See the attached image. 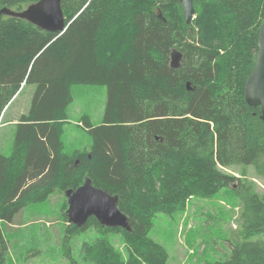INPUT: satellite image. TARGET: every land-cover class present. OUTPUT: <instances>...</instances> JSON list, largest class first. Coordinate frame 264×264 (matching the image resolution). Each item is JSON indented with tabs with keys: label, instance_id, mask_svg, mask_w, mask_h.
I'll return each instance as SVG.
<instances>
[{
	"label": "trees",
	"instance_id": "trees-1",
	"mask_svg": "<svg viewBox=\"0 0 264 264\" xmlns=\"http://www.w3.org/2000/svg\"><path fill=\"white\" fill-rule=\"evenodd\" d=\"M38 1L0 0V8L24 10ZM61 3L68 25L62 35L0 16V118L24 87L35 86L12 155L0 154V220L11 223L24 207L44 203L55 190H76L88 177L118 197L132 232L103 228L94 218L81 228L65 226L68 264H78L71 240L87 230L107 236L81 245L86 263L167 264L165 249L148 237L158 215L232 188L239 179L221 169L252 167L264 181V122L244 98L264 0H193L189 26L179 0ZM173 49L183 55L177 70L169 68ZM88 84L107 89L103 123L94 128L84 116L79 124L91 151L69 156L62 135L71 87ZM241 195L239 234L222 264H264V239L248 240L264 234V193ZM1 233L0 226L5 264Z\"/></svg>",
	"mask_w": 264,
	"mask_h": 264
},
{
	"label": "rangeland",
	"instance_id": "rangeland-1",
	"mask_svg": "<svg viewBox=\"0 0 264 264\" xmlns=\"http://www.w3.org/2000/svg\"><path fill=\"white\" fill-rule=\"evenodd\" d=\"M34 91V85L24 87L3 114L0 121L1 155H12L16 125L20 116L28 113ZM71 95L68 123L62 135L64 153L69 156L79 152L89 154L92 140L79 122L86 116L94 128L103 123L107 89L102 85H74ZM221 171L239 181L232 188L222 189L214 198L189 200L181 213L171 216L160 214L154 219L148 237L165 249L167 264H222L228 259L229 242L239 234V216L243 206L241 191L264 193V181L255 176L252 167H232ZM236 189L238 193L234 192ZM66 209L64 194L55 190L44 203L28 205L14 215L11 229H8L9 223L1 221L2 233L8 243L6 264H68L63 248L62 214ZM94 231L87 230L70 242L71 257L78 264H90L82 260L80 251L83 243L107 236L99 231L101 235L91 237ZM114 237L117 247L119 239ZM260 239H264V234L248 240Z\"/></svg>",
	"mask_w": 264,
	"mask_h": 264
},
{
	"label": "water",
	"instance_id": "water-1",
	"mask_svg": "<svg viewBox=\"0 0 264 264\" xmlns=\"http://www.w3.org/2000/svg\"><path fill=\"white\" fill-rule=\"evenodd\" d=\"M61 1L39 0L21 11H12L4 7L0 9V16L20 19L40 30L62 35L66 26ZM179 2L185 25L189 26L195 18L193 0ZM158 17L162 18V15L159 14ZM257 50L255 67L245 82L244 98L249 107L260 109L259 119L264 122V19L258 30ZM169 60V68L177 70L182 64L183 55L173 49ZM186 89L188 91L191 89L189 83H186ZM64 195L67 200L65 217L74 227L81 228L90 218H94L103 228H120L128 233L132 232L129 219L117 207L118 197L94 187L89 178H85L83 184L76 190L65 191Z\"/></svg>",
	"mask_w": 264,
	"mask_h": 264
},
{
	"label": "bare ground",
	"instance_id": "bare-ground-1",
	"mask_svg": "<svg viewBox=\"0 0 264 264\" xmlns=\"http://www.w3.org/2000/svg\"><path fill=\"white\" fill-rule=\"evenodd\" d=\"M62 4V3H61ZM2 8H4V7H2ZM2 8H0V9H2ZM8 8V7H7ZM8 9H10V8H8ZM10 10H12V9H10ZM12 11H21V10H12ZM63 12V11H62ZM1 16H4V15H1ZM63 16H64V14H63ZM6 17H9V16H6ZM65 21V20H64ZM26 22V21H25ZM29 25H31V24H29ZM33 26V25H32ZM65 26H66V29H67V27H68V25L65 23ZM35 27V26H34ZM36 28V27H35ZM36 29H38V28H36ZM40 30V29H39ZM41 31H43V30H41ZM66 31V30H65ZM65 31H64V33H65ZM44 32H47V31H44ZM48 33H50V32H48ZM54 34V33H53ZM55 35H57V34H55ZM13 103L14 102V100L13 101H10V102H8V104H7V106H6V108L10 105V103ZM12 103H11V105H12ZM31 106V105H30ZM10 107V106H9ZM5 108V109H6ZM79 125H81V124H79ZM82 126V125H81ZM77 164H78V162H77ZM77 164H76V161L74 162V166L76 167L77 166ZM85 178H88V177H85ZM84 178V179H85ZM118 205V204H117ZM63 216H64V218H65V222H64V227L65 226H73V225H71L70 223H68V221H67V219H66V217H65V212H64V214H62ZM10 228V227H9ZM1 235H2V237L4 238V240H5V237H4V234L3 233H1ZM5 244H6V253H5V255L7 256V246H8V243L6 242V240H5ZM5 264H6V260H5Z\"/></svg>",
	"mask_w": 264,
	"mask_h": 264
},
{
	"label": "flooded vegetation",
	"instance_id": "flooded-vegetation-1",
	"mask_svg": "<svg viewBox=\"0 0 264 264\" xmlns=\"http://www.w3.org/2000/svg\"><path fill=\"white\" fill-rule=\"evenodd\" d=\"M12 220H13V217H12ZM0 223H1V220H0ZM7 223V222H6ZM10 225H8L10 227V229L12 228V225L11 223H9Z\"/></svg>",
	"mask_w": 264,
	"mask_h": 264
}]
</instances>
